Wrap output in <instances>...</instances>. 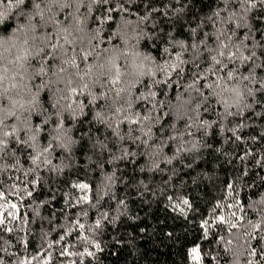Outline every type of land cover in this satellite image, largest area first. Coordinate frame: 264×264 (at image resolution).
Returning a JSON list of instances; mask_svg holds the SVG:
<instances>
[{"label":"snow or ice","instance_id":"snow-or-ice-1","mask_svg":"<svg viewBox=\"0 0 264 264\" xmlns=\"http://www.w3.org/2000/svg\"><path fill=\"white\" fill-rule=\"evenodd\" d=\"M156 203L185 264H264V0H0V264L131 255Z\"/></svg>","mask_w":264,"mask_h":264},{"label":"trees","instance_id":"trees-1","mask_svg":"<svg viewBox=\"0 0 264 264\" xmlns=\"http://www.w3.org/2000/svg\"><path fill=\"white\" fill-rule=\"evenodd\" d=\"M211 179H206L203 184H201L199 190H191V195L196 201V205L203 211L204 209L209 208V202L215 199H219L222 193L217 192L213 185L219 186L221 181L225 178V172L227 169H216L213 171L212 158L209 157V162L202 165ZM27 204V201H25ZM55 206H60L57 201ZM51 209H43L42 212L44 215H47ZM21 211H28L31 213L30 208L21 207ZM59 215V214H58ZM141 215L144 217V223L150 225L147 228L146 232L142 234L137 239L136 251L133 254H129L126 249H121L118 255H111L109 251L100 255L99 264H185L183 260L184 255V244L186 241L183 239L182 226L178 222L173 224L171 220L167 221L166 225H160V221L165 220L167 215L163 206L159 203L153 204L151 207L145 205ZM47 228L48 225L46 224ZM172 229L175 228L176 232L181 235L180 242H174L173 239L167 238L163 235L161 228ZM188 227H194L193 225H188ZM123 230V229H122ZM217 230H214L215 234ZM218 231L223 234L226 238L228 237V229L225 225L218 226ZM235 231V230H234ZM57 233L51 231L48 239H55ZM242 238L239 241H235L231 246L232 251L228 253L221 252V259L219 264H225L227 261L228 264H245V256L238 255L243 252V248L240 247L244 243ZM15 244V241H12ZM18 247V246H17ZM15 247H11L10 251H15ZM39 250V242L34 241L33 248L28 250V255L33 254L34 251ZM7 261H14L15 257L6 256ZM71 259H76L75 257ZM33 264H43V258L41 257L38 261H33ZM53 264H60L59 258L54 253ZM63 264H70V260L65 258ZM87 264V261H85Z\"/></svg>","mask_w":264,"mask_h":264},{"label":"rangeland","instance_id":"rangeland-1","mask_svg":"<svg viewBox=\"0 0 264 264\" xmlns=\"http://www.w3.org/2000/svg\"><path fill=\"white\" fill-rule=\"evenodd\" d=\"M235 264H237V263L235 262Z\"/></svg>","mask_w":264,"mask_h":264}]
</instances>
